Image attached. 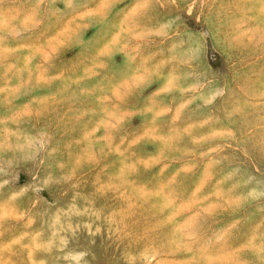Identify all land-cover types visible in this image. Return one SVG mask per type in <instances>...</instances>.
Returning <instances> with one entry per match:
<instances>
[{
  "label": "rangeland",
  "instance_id": "374dc122",
  "mask_svg": "<svg viewBox=\"0 0 264 264\" xmlns=\"http://www.w3.org/2000/svg\"><path fill=\"white\" fill-rule=\"evenodd\" d=\"M0 264H264V0H0Z\"/></svg>",
  "mask_w": 264,
  "mask_h": 264
}]
</instances>
